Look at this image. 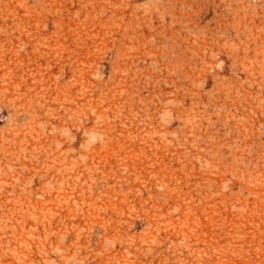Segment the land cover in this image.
Returning <instances> with one entry per match:
<instances>
[{"label":"rangeland","instance_id":"obj_1","mask_svg":"<svg viewBox=\"0 0 264 264\" xmlns=\"http://www.w3.org/2000/svg\"><path fill=\"white\" fill-rule=\"evenodd\" d=\"M0 264H264V0H0Z\"/></svg>","mask_w":264,"mask_h":264}]
</instances>
